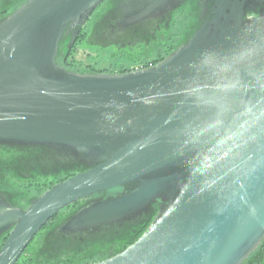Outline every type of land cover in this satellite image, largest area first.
Masks as SVG:
<instances>
[{"label":"water","instance_id":"1","mask_svg":"<svg viewBox=\"0 0 264 264\" xmlns=\"http://www.w3.org/2000/svg\"><path fill=\"white\" fill-rule=\"evenodd\" d=\"M105 1L24 0L0 19V144L89 165L25 208L0 195V264L64 208L114 188L58 231L158 210L136 241L92 264H242L264 239V0H136L124 26L170 14L167 30L187 4L191 31L147 68L67 69L59 48L65 58Z\"/></svg>","mask_w":264,"mask_h":264},{"label":"trees","instance_id":"2","mask_svg":"<svg viewBox=\"0 0 264 264\" xmlns=\"http://www.w3.org/2000/svg\"><path fill=\"white\" fill-rule=\"evenodd\" d=\"M24 0H2L0 19L7 16L8 9L13 12ZM120 0H116L115 3ZM192 3L196 2L191 0ZM186 4L182 9L184 10ZM181 9V10H182ZM174 35L164 38L157 58L142 63L140 68H147L163 60L162 53L168 54L174 44H168ZM153 38H146L148 43ZM83 40L81 31L64 58L62 65L67 69L82 67L73 58V52ZM142 42V41H141ZM160 56V58L158 57ZM92 73H125L130 69L120 70L95 69L87 67ZM89 165L68 153H59L55 149L36 146L0 144V195L9 203L30 201L28 191L41 195L52 185L64 181ZM114 190V189H113ZM109 190L104 194L93 195L61 210L48 221L32 238L15 264H92L111 257L136 241L146 230L157 213V206H150L141 214L110 226H97L83 232L60 233L59 225L68 219L79 207L96 199L111 197ZM121 189L119 188V193ZM118 193V194H119ZM116 194V195H118ZM25 208L26 206H21ZM7 238V233L0 236V249ZM242 264H264V239Z\"/></svg>","mask_w":264,"mask_h":264},{"label":"rangeland","instance_id":"3","mask_svg":"<svg viewBox=\"0 0 264 264\" xmlns=\"http://www.w3.org/2000/svg\"><path fill=\"white\" fill-rule=\"evenodd\" d=\"M2 7V0H0V8ZM105 8V3L101 4L90 16L86 22L87 32L90 28V24L94 21L96 16L100 11ZM8 13H12L11 9H8ZM194 23V20L191 19L190 11L186 8L182 12L174 13L172 22L167 30H163L161 33H157V38L152 39L148 43H138L131 46H122L121 44H114L101 42H95L92 40H83L79 45H77L76 50L73 52V58L79 63L82 64V67H78L81 73L86 72L87 67L91 66L95 69H108V70H120L121 67L125 69H138L142 63L150 62L155 59L156 54L159 52L162 47V42L164 38L174 35L173 40H168V44H175L177 41L180 42L186 34L191 30L190 25ZM59 57L58 60L62 64L64 60V48L61 46L59 48ZM113 190V189H112ZM119 193L118 188H114L111 195H116ZM28 194L31 197H37L36 193L33 191H28ZM29 201H14L12 205L21 207L27 206Z\"/></svg>","mask_w":264,"mask_h":264},{"label":"flooded vegetation","instance_id":"4","mask_svg":"<svg viewBox=\"0 0 264 264\" xmlns=\"http://www.w3.org/2000/svg\"><path fill=\"white\" fill-rule=\"evenodd\" d=\"M106 0L105 8L96 16L94 21L90 24V28L86 32V24L81 29L83 40L89 37H94L97 41L108 40L110 43L124 45H135L138 43H145L146 38H157V33H161L163 29L161 25L169 20L171 15L164 14L160 18H152L131 26H124L122 24L123 18L139 9L136 0ZM100 7V6H99ZM98 7V8H99ZM82 40V41H83ZM131 44V45H130ZM170 53V52H169ZM168 54L162 53L161 58L167 57ZM160 58V56H158ZM157 58V54L155 59Z\"/></svg>","mask_w":264,"mask_h":264},{"label":"built area","instance_id":"5","mask_svg":"<svg viewBox=\"0 0 264 264\" xmlns=\"http://www.w3.org/2000/svg\"><path fill=\"white\" fill-rule=\"evenodd\" d=\"M138 69H140V67H138Z\"/></svg>","mask_w":264,"mask_h":264}]
</instances>
